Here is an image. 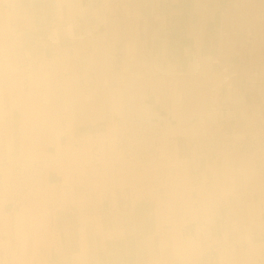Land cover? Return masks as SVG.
Masks as SVG:
<instances>
[{"label":"crops","instance_id":"1","mask_svg":"<svg viewBox=\"0 0 264 264\" xmlns=\"http://www.w3.org/2000/svg\"><path fill=\"white\" fill-rule=\"evenodd\" d=\"M63 1L0 0V72L18 71L0 77V264H264V152L225 146L196 155L168 137L157 157L139 164L117 143L124 123L148 108L141 103L166 87L138 78L139 68L151 70V58L181 71L185 62L200 65V39L223 6L242 24L221 36L239 39V56L248 58L249 40L260 38L249 22H264V0H188V19L187 0H174L179 15L156 16L150 28L135 25L137 12L148 23L157 0H91L87 6L111 7L102 20L109 26L59 79L51 62L73 48H59L57 38L77 35L75 7ZM168 19L188 22L173 49ZM41 70L51 73L48 83ZM31 171L38 175L27 177Z\"/></svg>","mask_w":264,"mask_h":264},{"label":"rangeland","instance_id":"2","mask_svg":"<svg viewBox=\"0 0 264 264\" xmlns=\"http://www.w3.org/2000/svg\"><path fill=\"white\" fill-rule=\"evenodd\" d=\"M90 1L91 0H83L84 6H82L80 0H70L71 7H75L74 9L72 8V10L74 12V16H76V24L74 23V25L76 27L77 35H73L75 37H72L73 39L63 37L62 35H59L57 38V46L59 48H73V50L71 51L72 54L66 56V54L63 53L58 57V61L56 63L51 62L53 70L50 72H54L55 76L59 79L64 78L74 71V68L72 69V67H77V65H74L75 61H77V59L75 60V58L88 57L86 55L80 56L78 52L84 51L83 49L85 48L88 49L97 47L99 44L98 33L100 31H103L105 27L109 26V24H107L108 22L105 23L102 20L109 19V16L112 13L111 7L98 8L97 6H87ZM63 2H66V0H64ZM162 2L163 0H157L155 2L154 7L152 8L153 13L147 16L150 19L148 23H144L140 20L142 14H140V11H138V21L135 23V25H137L138 28L140 26L143 27L146 25L147 27H149L152 24L151 22L155 20L156 16L168 15L170 16L171 20L172 16L179 15L177 14L178 7H175L177 3H175L174 0L170 1V5L168 6H166L164 2ZM186 2L187 3L184 5L185 8L182 11L183 19H188L189 14L192 13V7L191 5H189L190 1L187 0ZM136 10H139V7H137ZM126 13L127 9L122 11V14ZM218 18L219 21H217L216 23L208 24L205 38H202L203 40L200 39V41H202L201 45L204 51V55L207 56V58L200 59L201 66H189L188 62H185V68L181 71L180 68L179 70L174 69L173 65L169 61H167L166 63L167 68H165V64L163 65V63L161 64V67H159L156 61L152 60L151 58V62L153 64V68L151 70L149 69V71H141L140 68L137 70V74L139 76L138 78L142 79V76L144 74H147L146 77L153 78L156 83L157 81L161 82L164 80V83L166 84L165 90L167 89V91H165L164 93V91L155 92L156 90H154L152 92L154 95L152 102L141 103L143 107H148L142 108L143 110L145 109L144 111L146 112L143 111L142 113L137 115L136 118H132L131 120L126 121L120 129L121 131L117 137V143L119 148H122L124 150V154L129 158V160L136 161L139 164H145L139 161V159L132 157L137 153L138 146L147 142V145H152V147H156L158 150L161 142L163 140H166L168 137L169 140L173 139V141L179 144L188 143L187 147L191 149V152H193V154L208 155L209 153L216 154V150H213L214 145L225 147L222 141H220V144H218L217 142V144L210 143V145L209 137H218L222 132L224 134L230 133L234 142H240L246 137L245 135H242V130L246 128L250 130L251 133L249 136L252 137L262 135L264 133L260 130V128L264 129V119H262V115H264V50L261 48V52H258L259 54L255 53L253 50L250 55L251 57L248 56L247 58L246 56H244L241 59L239 56L240 47L237 43L239 39L228 40L224 38V34L226 36L225 32L229 33L231 30L237 32L236 29L241 26L242 22L237 23V21L232 20V17L230 15H226L225 6H223L220 11L218 10ZM256 19L257 18H254V20L249 22V34L255 36L260 31V38L249 40L250 45L253 43V48H256L259 43V45L261 46H263L264 44V38H262V36H264V22L262 20V22H257L259 20ZM17 25L18 24L15 23L13 24L14 27ZM205 25L206 24H204V27H202L203 30L205 28ZM232 26L234 27L233 29ZM187 28L188 22H185V20L182 24H180V22L176 24H173L170 21L168 22L167 29H169L168 38L170 42V49H173L174 46H177V43L180 46V33H185L187 31ZM115 29L116 31L124 30L123 23L120 25V27H117ZM178 30H182L178 35L179 39L177 38ZM222 33H224L223 37L221 36ZM232 33L234 34V32ZM224 48H226V50L228 48L229 50L227 52L229 53L225 52ZM69 51L70 50H67V52ZM138 57L146 58L148 56L141 55ZM210 57H212V59H210ZM70 58L74 59H72L71 61ZM210 61L213 62L211 66L208 65V62ZM139 62L141 61H138V63ZM248 62L249 64H252L246 65L245 71L241 72L240 64ZM257 63L263 67V71L257 70ZM255 65L257 67H255ZM163 67L164 69L160 70V68ZM50 72H48V70H41V78L45 79L47 83L49 82L48 79L51 78ZM3 73L6 74L5 78H9V75H15L16 73H18V71L13 70L8 72H0V77ZM28 74L32 75V72H26L25 77H27ZM157 76H159L160 79ZM43 88H46V91H48V87ZM202 95H206L205 101L201 98ZM181 102H184L183 107L181 106ZM177 111L183 112V114H185V118H187H183L185 120H178L177 115L180 114H178ZM213 111H216L215 114H217L218 116L216 120L214 119L215 115ZM210 114L213 115V119ZM147 126L153 130H156L158 132V136L156 135L155 138H149V136H147L142 141L143 143H141L140 138L143 135L142 130ZM224 128H227L229 131L226 132ZM129 129L136 130V134L134 137H127L126 130ZM188 130H191V132H195L196 134L193 133L192 135H190L188 134ZM183 138L190 139L183 140ZM139 150L144 151L145 149ZM157 155L158 151L154 156L150 157V159L147 160V163L153 160V158L157 157ZM202 161L203 157L200 161L201 166ZM196 168L198 167L196 166L195 170ZM45 172L46 171H43V173ZM37 175L32 173V171L30 174H26L27 177H33Z\"/></svg>","mask_w":264,"mask_h":264},{"label":"built area","instance_id":"3","mask_svg":"<svg viewBox=\"0 0 264 264\" xmlns=\"http://www.w3.org/2000/svg\"><path fill=\"white\" fill-rule=\"evenodd\" d=\"M143 131V135L140 138V142L143 143L142 141L144 140L145 137L149 136V138H155V136H158V132L156 130H153L151 128L144 127ZM226 133V132H225ZM136 134V130L133 129H129L126 130V135L127 137L131 136L134 137ZM220 141L223 142L224 146H233V148L235 149L234 152H239V153H254L255 155L257 154H263V150H264V133L262 135H258V136H247L245 137L243 140H241L240 142H234L232 135L230 133H226L224 134L223 132L220 134V136L216 137H209V144L211 143H215L220 144ZM144 144V145H143ZM140 144L138 146V150L137 153L132 156L136 159H139V161H141L142 163H146L147 160L150 159V157L154 156L155 153L158 151L156 147H152V145H147V142ZM210 144V145H211ZM228 144V145H227ZM220 146H216L214 145V149L213 150H217L219 149ZM139 149H145L144 151H141ZM132 155V154H131ZM130 157V154H129ZM201 158L196 160V164L195 167L197 166L198 168H196V170H201ZM200 166V168H199ZM26 167L23 166L21 168V172L25 173ZM23 175V174H22Z\"/></svg>","mask_w":264,"mask_h":264},{"label":"bare ground","instance_id":"4","mask_svg":"<svg viewBox=\"0 0 264 264\" xmlns=\"http://www.w3.org/2000/svg\"><path fill=\"white\" fill-rule=\"evenodd\" d=\"M256 20H257V19H256ZM260 28H261V26H260ZM257 29H258V28H257ZM262 38H263V36H262ZM255 46H256V45H255ZM261 48L264 50V47H263V46H260V47H259V46L257 45V47H256V48H253V50H254L255 53H258V52L260 53V52H261ZM135 49H136V48H135ZM259 53H258V54H259ZM205 58H206V57H205ZM203 60H204V59H203ZM209 60H210V59H209ZM143 61H144V60H143ZM156 63H157V62H156ZM206 63H207V62H206ZM212 64H213L212 61L208 62V65L211 66ZM200 65H201V64H200ZM200 65L198 64V65H196V66H194V67H198V66H200ZM187 66H188V65H187ZM156 67H157V66H156ZM208 68H209V67H208ZM155 69H156V68H155ZM199 69H200V68H199ZM212 69H213V68H212ZM200 70H201V69H200ZM200 70H199V71H200ZM154 72H155V71H154ZM147 73H148V72H147ZM158 73H159V72H158ZM211 73H212V72H211ZM222 73H223V72H222ZM182 76H183V75H182ZM198 76H199V75H198ZM157 77L159 78V76H157ZM215 77H216V76H215ZM154 78H155V76H154ZM159 79H160V78H159ZM201 79H202V78H201ZM215 79H216V78H215ZM218 79H219V78H218ZM3 80H4V79H3ZM203 81H205V80H203ZM157 82H158V81H157ZM185 83H186V82H185ZM185 83H184V84H185ZM231 83H233V82H231ZM155 84H156V83H155ZM199 84H200V83H199ZM140 85H141V84H140ZM158 85H159V84H158ZM173 85H174V84H173ZM200 85H201V84H200ZM213 85H214V84H213ZM197 87H198V86H197ZM54 88H55V87H54ZM154 88H156V86H155ZM162 88H163V87H162ZM164 89H165V87H164ZM185 89H186V88H185ZM198 89H199V88H198ZM192 90H193V89H192ZM206 91H207V89H206ZM208 91H209V90H208ZM155 92H156V91H155ZM164 92H165V90H164ZM211 93H212V92H211ZM195 94H196V93H195ZM214 94H215V93H214ZM196 96H197V95H196ZM205 96H206V95H205ZM205 96H203V95L201 96V98L204 99V101H205ZM221 96H222V95H221ZM236 96H237V95H236ZM236 96H235V97H236ZM184 97H185V96H184ZM184 97H183V98H184ZM188 97H189V96H188ZM174 98H175V97H174ZM211 99H212V98H211ZM171 101H172V100H171ZM181 101H182V100H181ZM193 101H194V100H193ZM184 102H185V101H184ZM164 103H165V102H164ZM221 103H222V102H221ZM194 104H195V103H194ZM205 104H206V103H205ZM207 104H208V103H207ZM181 106L183 107V104H181ZM205 106H206V105H205ZM182 107H180V108H182ZM190 107H191V106H190ZM193 107H194V105H193ZM186 108H187V107H186ZM206 108H208V107H206ZM228 108H229V107H228ZM228 108H227V109H228ZM190 110H191V109H190ZM169 111H170V109H169ZM188 112H189V110H188ZM223 112H224V110H223ZM166 113H167V112H166ZM174 113H175V112H174ZM184 113H185V112H184ZM219 113H220V112H219ZM208 114H209V113H208ZM170 116H171V115H170ZM179 116H180V115H179ZM211 116H212V115H211ZM190 117H191V116H190ZM195 117H196V116H195ZM186 118H187V117H186ZM186 118H185V119H186ZM187 121H188V120H187ZM207 121H208V120H207ZM160 123H161V122H160ZM179 127H180V126H179ZM174 128H175V126H174ZM153 143H154V142H153ZM21 164H23V163H21ZM13 176H14V175H13ZM17 176H18V175H17ZM33 179H34V178H33ZM17 181H18V180H17ZM14 184H15V183H14ZM20 185H21V184H20ZM11 186H12V185H11ZM14 187H15V186H14ZM17 188H18V187H17ZM17 188H16V189H17ZM22 189H23V188H22ZM19 190H20V189H19ZM21 195H22V194H21Z\"/></svg>","mask_w":264,"mask_h":264}]
</instances>
